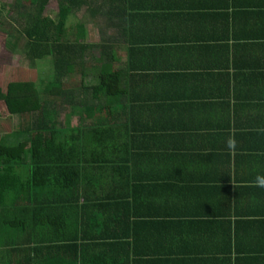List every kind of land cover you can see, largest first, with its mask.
Masks as SVG:
<instances>
[{"label":"trees","instance_id":"trees-1","mask_svg":"<svg viewBox=\"0 0 264 264\" xmlns=\"http://www.w3.org/2000/svg\"><path fill=\"white\" fill-rule=\"evenodd\" d=\"M117 1L14 0L7 18L0 7V30L8 37L0 61L18 68L24 53L32 61L50 57L52 67L40 91L32 81L0 89V119L13 123L0 128V264H133L129 240L139 224L132 226L128 213L127 164L134 156H158L139 151L138 134L174 128L158 121L172 100L170 84L189 77L160 70L169 42L149 34L162 35L165 16L154 13L159 27L144 22L147 33L133 38L135 23L157 10L131 7V0H119L125 5L118 8ZM83 11L92 21L103 13L113 40L88 43L85 26L69 22ZM140 83L150 84V122L136 117ZM59 111L60 126L53 119Z\"/></svg>","mask_w":264,"mask_h":264},{"label":"crops","instance_id":"crops-1","mask_svg":"<svg viewBox=\"0 0 264 264\" xmlns=\"http://www.w3.org/2000/svg\"><path fill=\"white\" fill-rule=\"evenodd\" d=\"M11 4L0 0L5 18ZM130 4L165 16L162 35L149 34L169 42L162 45L170 48L167 53L158 52L164 56L160 70L189 77L170 84L172 100L165 101L158 121L174 128L138 134L139 151L158 156H134L127 164L132 176L128 213L132 226L139 224L129 240L133 264H264V0ZM123 5L117 1L118 8ZM79 18L72 16V27L81 22L86 41L93 43L87 28L97 22ZM99 20L101 29L103 13ZM144 22L162 23L156 16L141 17L133 38L147 33ZM107 28L94 44L113 40L114 29ZM146 66L155 72L150 61ZM146 89L150 84H138L136 97L142 101L135 112L150 122L153 101ZM140 213L144 216L136 221Z\"/></svg>","mask_w":264,"mask_h":264},{"label":"rangeland","instance_id":"rangeland-1","mask_svg":"<svg viewBox=\"0 0 264 264\" xmlns=\"http://www.w3.org/2000/svg\"><path fill=\"white\" fill-rule=\"evenodd\" d=\"M14 0H12L13 3ZM50 16L51 17H55L56 16V12L50 10ZM9 15H11V13H8ZM8 17V16H7ZM81 18H79V20H86V18H88V21H90L89 19L91 18L90 14L87 11H83V13L79 16ZM92 19V18H91ZM75 20V19H73ZM97 22L96 26H88V31L90 29L91 31V36L88 35V39L89 41L95 43L98 41L99 35L101 34L100 30L102 29L103 31H106L108 28L107 26L103 23V26L101 27V29H99L98 27V22L99 17H97L95 20ZM71 26H72V16L70 17L69 20ZM89 23V22H88ZM72 29V28H70ZM6 33L4 31L0 30V52L3 49H6V40L4 41V37H5ZM21 41L20 43L22 44L24 42V39L21 37L20 38ZM23 46V45H21ZM21 54V53H20ZM23 55V59L21 62V66L18 68H13L11 66H6L5 64H3L0 61V87L4 90L7 87V84L11 81H32L33 83L36 84V88L38 91L42 90L45 86L46 83L48 82V78L51 72V58L47 57L41 60H28L27 57ZM93 79V80H92ZM88 80L90 82L94 81V76H92V73L90 74ZM53 119H55V121L58 123V125L60 126L64 120V113L62 111H59L55 117H53ZM0 128L3 126V131L8 128L9 126H11V124L13 125V123H11L8 120H2L0 119ZM15 123H17V121L15 120Z\"/></svg>","mask_w":264,"mask_h":264}]
</instances>
